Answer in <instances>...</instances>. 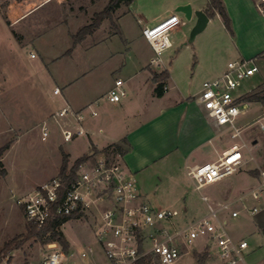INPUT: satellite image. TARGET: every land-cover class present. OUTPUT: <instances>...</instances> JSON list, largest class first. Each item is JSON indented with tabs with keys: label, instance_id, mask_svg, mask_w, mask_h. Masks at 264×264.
I'll return each mask as SVG.
<instances>
[{
	"label": "rangeland",
	"instance_id": "rangeland-1",
	"mask_svg": "<svg viewBox=\"0 0 264 264\" xmlns=\"http://www.w3.org/2000/svg\"><path fill=\"white\" fill-rule=\"evenodd\" d=\"M175 1L134 0L113 13L112 22L117 23L121 36L113 34L115 28L106 19L91 35L73 45L72 36L92 22L94 14L105 7L107 0H0V264L41 263L49 251L38 240L27 238L28 226L15 199L57 177L63 159H66L68 172L79 158L77 156L90 146L86 135L68 142L62 140L59 125L51 118L56 109L64 106L59 96L52 93L56 84H66L67 96L72 101L79 99V92L91 90L95 92L96 100L104 102L108 86L119 78L129 98V90L136 91V88L127 78L136 69L138 56L142 60L148 55L153 57L142 29L153 27L172 14L184 24L169 33L168 38L174 46L162 54V60L164 64L174 60L172 76L179 90L199 91L203 82L213 79L209 65L224 63L226 69V64L234 61V34L225 30L220 19H210L203 30L191 36L196 19L187 20L182 13L172 9L171 3ZM190 1L193 5L206 2ZM244 15V10L239 11L236 18L238 44L243 38L239 29ZM231 29L234 32L233 24ZM252 36L257 40L264 39V28H256ZM30 53H35L36 59H30ZM256 65L258 72L242 81L234 94H246L264 83V58L257 56ZM84 72L87 76L82 78V83H72L77 74H86ZM134 98L138 101L139 96ZM94 103L89 105L97 110ZM260 110L258 103L250 104L241 122L247 128L240 138H231L228 132L221 135L220 144L225 147L242 140L246 143L243 149L245 163L235 173L200 191L194 189L188 178L182 181L184 188H173L169 194L170 190L159 187L155 190L157 198L150 204L176 211L174 223L184 224L208 214L207 203L202 201L201 195H206L210 204L216 207L234 199L242 190L252 188L260 171L264 170V131L256 124L250 125ZM65 120L68 119L59 122ZM45 121L49 127L46 138L41 135V125ZM70 126L73 127V122ZM254 170L257 174H253ZM173 195L177 199L182 197L173 203L170 200ZM233 207L240 210V215L227 218L226 231L230 237L247 242L244 264H264V212L249 218L241 205ZM61 231L72 245L65 261L106 264L94 238L92 219H72L62 225ZM88 245L94 253L80 259L79 252ZM175 264L220 263L208 249L190 247Z\"/></svg>",
	"mask_w": 264,
	"mask_h": 264
},
{
	"label": "built area",
	"instance_id": "built-area-1",
	"mask_svg": "<svg viewBox=\"0 0 264 264\" xmlns=\"http://www.w3.org/2000/svg\"><path fill=\"white\" fill-rule=\"evenodd\" d=\"M183 24L177 15L172 14L153 27L142 29V36L153 52L150 65H162V54L172 46L169 33ZM258 57L264 58V51ZM29 58H36L35 53H30ZM257 72L256 57L230 61L220 76L203 82L196 97L211 124L230 133L231 138H240L247 128L241 122L253 103L243 101L242 95L234 92L242 81ZM122 86L123 82L118 79L107 91L105 98L109 103H118L126 96ZM52 93L60 95L61 92L56 87ZM258 104L260 113L250 125L256 124L264 131V104ZM87 109L90 116H96L90 105ZM51 118L59 125L64 142L86 134L82 127L83 112L68 104L56 109ZM61 119L68 120L61 123ZM72 122L73 127L70 126ZM48 133L45 121L41 125V135L46 138ZM245 147L242 142L233 143L216 160L186 167V175L193 182L194 189L200 191L235 173L245 163L242 154ZM201 199L207 203L206 216L184 224L174 223L176 211L156 208L141 200L133 176L119 159L105 153H93L79 165L76 177L69 185L65 186L57 176L16 197L15 203L23 209L26 222L37 228L54 216L77 215L76 219H92L94 238L106 264H137L141 259H149L152 264H175L190 247L208 249L220 264H244L247 242L230 237L225 226L227 218L240 215L234 205H241L249 218L264 212V170L260 171L252 188L230 201L214 207L206 195H201ZM45 247L49 252L40 264H67L65 258L69 251L65 253L56 242L47 243ZM93 253V248L88 245L78 256L86 259Z\"/></svg>",
	"mask_w": 264,
	"mask_h": 264
},
{
	"label": "crops",
	"instance_id": "crops-1",
	"mask_svg": "<svg viewBox=\"0 0 264 264\" xmlns=\"http://www.w3.org/2000/svg\"><path fill=\"white\" fill-rule=\"evenodd\" d=\"M223 3L234 28L232 36L234 61L254 59L264 51V39L257 40L252 36L256 28H264V0H223ZM206 4L207 0L197 5H193L190 0H176L171 3V7L175 10L178 6L189 5L192 12H203ZM242 10L245 15L239 32L243 38L238 44L235 23L239 11ZM194 18L192 16L190 20L194 21ZM213 18L219 16L215 15ZM209 21L210 19L207 23ZM247 33L251 35H246ZM171 43L170 49L174 46V42ZM150 60L151 55L144 60L138 56L136 69L127 78L128 82H134L136 91L130 89L129 98L125 96L118 103L96 100L97 97L94 96L96 94L91 90L82 92L83 94L79 92V99L75 102L68 98L66 84L62 86L56 84L54 87L60 89V95L55 96H59L64 105L68 104L74 110L83 112L82 127L90 146L80 156L84 154L91 156L93 153H108V156H115L133 176L141 200L148 204L157 198L155 190L159 187L170 190L168 194L173 188L176 190L184 188L182 181L188 178L186 167L212 162L228 148L220 144L221 135L226 131L215 128L196 102L201 89L196 92H183L174 85L173 59L165 62L166 64L162 60L160 70L150 65ZM209 66L212 72L210 77L213 79L225 71L224 63L220 65L214 62ZM162 70H167L169 77L163 94L158 97L154 93L155 83L152 76ZM84 73L86 74H77L72 83H82V78L87 76V72ZM114 82H111L107 90ZM135 95L139 96V102L135 100ZM94 101L98 121L96 116H90L87 109ZM122 139L126 140L124 144L121 143ZM242 143L246 145L243 140ZM112 144L122 145L123 152L116 155L109 153L106 147ZM65 152L70 156L68 151ZM255 180L257 182V179ZM176 197L173 195L170 200L175 203L182 196L180 195L178 199ZM183 211H186V206H183ZM71 249L72 245L69 242V251ZM67 264L71 263L68 261Z\"/></svg>",
	"mask_w": 264,
	"mask_h": 264
},
{
	"label": "trees",
	"instance_id": "trees-1",
	"mask_svg": "<svg viewBox=\"0 0 264 264\" xmlns=\"http://www.w3.org/2000/svg\"><path fill=\"white\" fill-rule=\"evenodd\" d=\"M134 0H107L105 7L99 12L94 14L93 20L90 24L82 27L79 31L72 36L73 45L80 42L86 35H91L92 32L98 28V26L106 19L111 21V25L115 28L114 35L121 36V32L117 23L112 22V16L115 10L121 6H129ZM203 13L208 19H212L215 15H218L221 19L223 26L227 32L232 34L231 20L226 12L223 0H207L206 8ZM258 56V55H257ZM169 77L167 70H162L160 73H155L152 76V80L155 83L154 93L156 96H161L165 90V83ZM241 99L247 102L264 104V83L257 85L253 90L246 94H243ZM125 139L121 140V143H125ZM106 150L111 154H121L123 147L120 144H112L106 147ZM88 156H82L77 158L67 172V162L63 159L62 166L59 171V177L62 179L65 186L69 185L70 182L76 177V172L81 163H83ZM253 174H257L254 170ZM24 215V211L20 208ZM77 215L69 216H54L50 218L41 228H37L31 223L26 222L28 226L27 238H34L38 240L42 245L50 242L58 243L65 253L69 251V242L61 231V227L66 222L76 219ZM8 246V245H7ZM6 246V247H7ZM8 248V247H7ZM204 258V256H203ZM137 264H152L149 259H141Z\"/></svg>",
	"mask_w": 264,
	"mask_h": 264
},
{
	"label": "water",
	"instance_id": "water-1",
	"mask_svg": "<svg viewBox=\"0 0 264 264\" xmlns=\"http://www.w3.org/2000/svg\"><path fill=\"white\" fill-rule=\"evenodd\" d=\"M175 11L182 13L185 19L187 20H190L192 16L195 17L196 22L192 29L191 36H194L201 30H203L209 20L202 11L192 12L191 7L189 5L178 6Z\"/></svg>",
	"mask_w": 264,
	"mask_h": 264
}]
</instances>
